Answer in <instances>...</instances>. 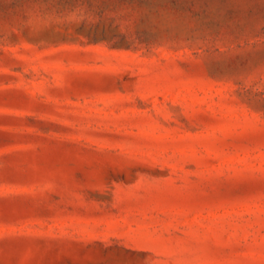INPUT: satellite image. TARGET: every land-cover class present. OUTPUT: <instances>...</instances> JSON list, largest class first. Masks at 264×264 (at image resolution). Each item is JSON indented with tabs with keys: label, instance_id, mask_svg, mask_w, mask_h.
I'll return each mask as SVG.
<instances>
[{
	"label": "rangeland",
	"instance_id": "374dc122",
	"mask_svg": "<svg viewBox=\"0 0 264 264\" xmlns=\"http://www.w3.org/2000/svg\"><path fill=\"white\" fill-rule=\"evenodd\" d=\"M0 264H264V0H0Z\"/></svg>",
	"mask_w": 264,
	"mask_h": 264
}]
</instances>
